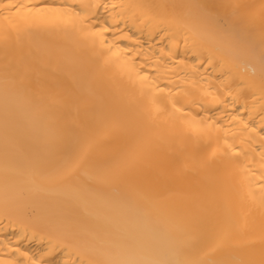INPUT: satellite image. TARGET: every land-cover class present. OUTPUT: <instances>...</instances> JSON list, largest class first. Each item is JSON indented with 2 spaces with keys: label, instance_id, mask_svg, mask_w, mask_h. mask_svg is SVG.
<instances>
[{
  "label": "bare ground",
  "instance_id": "obj_1",
  "mask_svg": "<svg viewBox=\"0 0 264 264\" xmlns=\"http://www.w3.org/2000/svg\"><path fill=\"white\" fill-rule=\"evenodd\" d=\"M77 259L264 264V0H0V264Z\"/></svg>",
  "mask_w": 264,
  "mask_h": 264
},
{
  "label": "snow or ice",
  "instance_id": "obj_2",
  "mask_svg": "<svg viewBox=\"0 0 264 264\" xmlns=\"http://www.w3.org/2000/svg\"><path fill=\"white\" fill-rule=\"evenodd\" d=\"M196 7H199V8L204 10V14H205L206 19L212 18V9L215 7L231 8V9H233L232 15L234 17L239 18V13L236 10L240 8V5H197ZM104 31H107V29H104ZM73 264H81V261L77 259L76 261L73 262ZM109 264H122V262L112 261V262H109Z\"/></svg>",
  "mask_w": 264,
  "mask_h": 264
}]
</instances>
